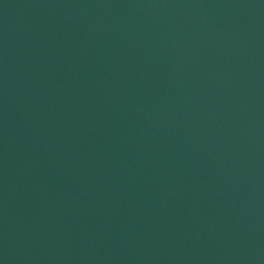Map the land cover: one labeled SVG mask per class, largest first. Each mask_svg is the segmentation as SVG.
I'll return each instance as SVG.
<instances>
[{
  "label": "water",
  "instance_id": "obj_1",
  "mask_svg": "<svg viewBox=\"0 0 264 264\" xmlns=\"http://www.w3.org/2000/svg\"><path fill=\"white\" fill-rule=\"evenodd\" d=\"M183 264H264V0H221Z\"/></svg>",
  "mask_w": 264,
  "mask_h": 264
}]
</instances>
